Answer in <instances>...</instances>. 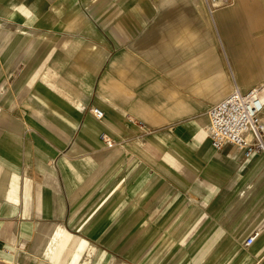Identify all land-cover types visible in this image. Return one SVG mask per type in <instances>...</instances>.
I'll return each instance as SVG.
<instances>
[{
    "label": "crops",
    "instance_id": "crops-1",
    "mask_svg": "<svg viewBox=\"0 0 264 264\" xmlns=\"http://www.w3.org/2000/svg\"><path fill=\"white\" fill-rule=\"evenodd\" d=\"M259 85L264 0H0V261L264 264V153L206 131Z\"/></svg>",
    "mask_w": 264,
    "mask_h": 264
},
{
    "label": "built area",
    "instance_id": "built-area-1",
    "mask_svg": "<svg viewBox=\"0 0 264 264\" xmlns=\"http://www.w3.org/2000/svg\"><path fill=\"white\" fill-rule=\"evenodd\" d=\"M209 13L230 3L231 0H204ZM264 85L242 91L237 86L225 99L212 106L208 111L209 125L206 128L213 146L220 150L225 145L237 146L244 151L245 157L264 153ZM95 116L101 119L103 114L92 109ZM102 138L105 139L104 135ZM107 144L111 143L107 141ZM259 233L250 236L245 245L251 246Z\"/></svg>",
    "mask_w": 264,
    "mask_h": 264
},
{
    "label": "rangeland",
    "instance_id": "rangeland-1",
    "mask_svg": "<svg viewBox=\"0 0 264 264\" xmlns=\"http://www.w3.org/2000/svg\"><path fill=\"white\" fill-rule=\"evenodd\" d=\"M0 264H8V263H6V262H3V261H0Z\"/></svg>",
    "mask_w": 264,
    "mask_h": 264
}]
</instances>
